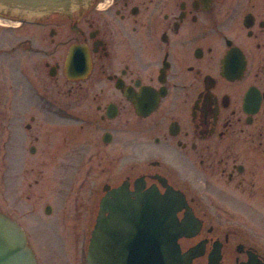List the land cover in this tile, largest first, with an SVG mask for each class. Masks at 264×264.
<instances>
[{"label":"flooded vegetation","instance_id":"1","mask_svg":"<svg viewBox=\"0 0 264 264\" xmlns=\"http://www.w3.org/2000/svg\"><path fill=\"white\" fill-rule=\"evenodd\" d=\"M0 20L18 23H0V174L15 203L0 197V213L27 243L33 209L17 202L54 175L73 232L91 210L78 264L122 187L184 196L181 264H264V0H91Z\"/></svg>","mask_w":264,"mask_h":264},{"label":"water","instance_id":"2","mask_svg":"<svg viewBox=\"0 0 264 264\" xmlns=\"http://www.w3.org/2000/svg\"><path fill=\"white\" fill-rule=\"evenodd\" d=\"M90 2L0 0V13L35 21L51 14L68 16L77 9H86ZM71 55H75L73 48ZM82 70L83 74L87 73V65ZM109 196L100 203L98 220L89 238L86 264H181L184 261L177 241L186 235L187 227L178 223L175 216L185 206L183 195L177 192L160 195L151 189L132 194L122 187ZM188 218L191 216L186 215L185 219ZM0 264H38L21 225L2 213Z\"/></svg>","mask_w":264,"mask_h":264},{"label":"rangeland","instance_id":"3","mask_svg":"<svg viewBox=\"0 0 264 264\" xmlns=\"http://www.w3.org/2000/svg\"><path fill=\"white\" fill-rule=\"evenodd\" d=\"M0 23L18 24L17 22H2L1 20ZM1 24L0 33L3 32V28L5 27ZM34 27L36 28V26ZM34 27L32 26L31 28ZM52 177V179L48 178L49 185L47 191L40 194L37 193V195L34 196L36 198L33 197L31 199L32 202L31 200L29 202L31 205L24 206L22 203L17 202L19 205H16V208L18 207L17 210H19V213H27L29 210L33 209L26 222L29 223L28 228L27 226L26 228L27 232L30 234L29 243L32 245L34 252H36L40 264H78L81 262L79 260L82 254L81 252L78 254L75 253L74 247L77 245L76 242H74V235L77 234L80 236L79 245H86V238L89 233L88 229L90 228V223L88 221L91 217L88 212L91 210H89L88 204L84 206L85 208L82 209L83 215L81 216V222L79 224L80 228H78L79 226L77 227L79 232L77 230L76 233L73 232L74 229L70 226L74 224L73 217L75 213L71 211L74 207L71 206V203H67L65 206L64 202L60 201L62 197L60 198V191H58L57 185H51L55 183L56 177H54V175ZM42 194L43 196L40 198L39 195ZM0 197L1 200H6L9 205L14 207L15 203H13V196L11 192H9V186L2 184L1 174ZM15 197L27 203L19 193H16ZM47 202L52 206V213H50L48 217L43 212V207ZM63 216L67 218L64 226L62 221H60Z\"/></svg>","mask_w":264,"mask_h":264}]
</instances>
